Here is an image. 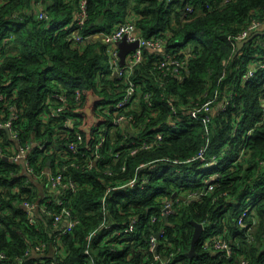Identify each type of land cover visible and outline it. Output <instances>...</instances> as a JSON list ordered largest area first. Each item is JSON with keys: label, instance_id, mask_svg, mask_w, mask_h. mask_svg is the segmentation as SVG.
<instances>
[{"label": "trees", "instance_id": "obj_1", "mask_svg": "<svg viewBox=\"0 0 264 264\" xmlns=\"http://www.w3.org/2000/svg\"><path fill=\"white\" fill-rule=\"evenodd\" d=\"M42 3L47 16L41 18L37 6ZM77 4L0 0V111L7 118L19 114L15 127L20 143L31 144L35 168L32 178L21 164L0 154V253L6 254L0 264H50L51 256L64 264H157L156 252L171 256L175 264H237L240 258L264 264V66L244 78L264 53V35L246 43L238 55L233 40L254 18H264V0H89L82 28L72 24ZM127 21L144 38L160 37L164 45L156 52L145 48L132 74L138 85L132 118L112 126L109 108L125 85L112 75L105 36ZM77 33L85 36L83 42L76 41ZM166 53L181 62L177 70L175 65L157 66ZM58 92L67 95V104L61 115L51 116ZM229 92L233 95L222 109L220 102ZM210 99L215 111L209 121L202 119L204 109L197 117L191 114L192 107ZM68 120L73 126L66 125ZM0 130L4 151L14 150L17 142L5 128ZM103 131L106 141L95 159ZM159 131L163 137L151 148L129 149L133 140L151 141ZM78 136L81 142L72 152L69 143L79 142ZM41 141L46 142L44 149ZM204 147L209 160L217 156V164L187 161ZM203 164L219 173L214 189L184 200L206 186ZM43 170L62 171L76 181L75 189L51 190L47 175L41 177ZM136 174L149 179L144 189L108 191ZM177 194L173 212L153 221L165 198ZM59 199L77 220L70 231L45 211L34 213L32 221L24 204L39 200L59 212ZM245 209L248 215L241 225L237 219ZM133 216L139 220L125 232ZM193 221L205 229L191 256ZM251 225L254 240L248 239ZM162 229L158 247L151 250V235ZM217 235L238 241L237 255L203 248Z\"/></svg>", "mask_w": 264, "mask_h": 264}, {"label": "built area", "instance_id": "obj_2", "mask_svg": "<svg viewBox=\"0 0 264 264\" xmlns=\"http://www.w3.org/2000/svg\"><path fill=\"white\" fill-rule=\"evenodd\" d=\"M88 1L89 0H77V9L74 12L72 24H77L79 27H84L87 23L88 20ZM47 13L44 12L42 9L40 10L39 16L46 17ZM264 27V18H254L250 23H248L241 32H239L237 35H235L234 41L239 42L242 41L243 39L247 38L250 36L253 32L260 30L261 28ZM127 35L128 41H134V40H139V46L132 52L129 53L127 63L124 65L120 64V56H119V49L117 47L116 42L121 39L123 36ZM76 41L78 42H83L85 40V36L77 33L75 35ZM105 41L108 44L107 52L109 56V65H110V70L112 72V75H114L116 78L121 80L123 84L125 85V91L122 94L121 98L115 101L109 108V111L112 114V126H123L128 119L132 118V115L130 114L131 107L135 104V98L138 92V85L136 82L132 79V74L134 73V69L138 64L143 60L144 58V50L145 48H149L152 51H158L163 49L164 41L160 37H152V38H144L140 33H138V30L135 27V24L132 21H127L124 23H121L118 25V27L110 34H107L105 36ZM225 63L227 62L226 60L224 61ZM244 60L242 61V63ZM172 65H175L172 67ZM177 65H181V62L175 57V54L171 53H166L163 56V59L157 63V66L159 68L162 67H167L170 68L172 67L174 70H177ZM253 67H251L248 71L245 72L244 78L249 79L254 76L255 73V68L256 67H262L264 66V53L262 54L261 58L257 60V63L252 64ZM241 65H239L240 67ZM233 93L229 92L225 94V99L220 102V107L222 109L226 108V106L229 104L230 99L232 97ZM54 96L58 100V104L54 107L51 108V111L49 113L51 116H59L61 115L64 107L67 104V95L63 92H58L54 94ZM78 97V96H77ZM4 96L0 95V99H3ZM169 106L171 109L176 112L177 106L174 103L173 99H169ZM263 106V118H264V102L262 103ZM201 109H204L207 111L202 116V119L204 121H209L211 119L210 112L214 110V107H212V99L208 100L205 102L202 106L198 107H192L190 109L191 114L193 116H198V111ZM19 117L18 113H11L10 117H6L5 113L3 111H0V128H5L8 131L9 136L14 139L17 142V146L14 150H10L9 152H5L3 146L1 145L0 142V154H6L8 157L15 161L18 162L19 164L22 165V169L24 172H26L29 176H33L35 174V168L31 163L29 153H30V148L31 144L26 143L22 144L20 143V132L15 127V122L17 118ZM66 125L73 126L71 121H67ZM176 127V122L173 120V124ZM72 128V127H71ZM103 134H100L99 139L96 143V153L93 155L95 156V159L99 157L98 149L101 148L106 141V135L105 131H103ZM1 133V130H0ZM64 133L63 131H60V134ZM163 137V132L159 131L155 134V138L151 141L148 140H143L140 143H137L135 140L129 143V149L133 150L132 152L137 151L139 148H151L155 143L159 142ZM2 138V136H0ZM79 142H71L69 143V149L72 152H76L78 147L77 144L81 142V137H79ZM34 144V143H33ZM39 146L41 149H44L46 146L45 141H41L39 143ZM207 148V147H206ZM206 148H201L200 151L193 157L189 158L187 161H193L195 159H201L204 160V162L210 163V165H214L218 163V158L216 155L212 156L210 160L208 159L206 155ZM227 150L223 151L222 154H224ZM165 160H172L166 158ZM175 162H179L181 160L175 159L173 160ZM72 164L76 165V163L72 162ZM146 164H141L140 167L145 166ZM262 165L264 166V162H262ZM203 171L204 174L206 175L204 177V182L206 186L202 190H195L187 195H185L184 200L189 199V198H195L198 196L206 195L210 191H212L215 187L214 181L216 180L217 175L219 173L217 171H208L207 165L203 164ZM41 177H43L44 174L47 175L50 188L51 190L58 191L60 189H67V188H72L75 189L76 187V181L72 178H67L64 176L62 171H58L56 173H52L50 170H43L40 172ZM40 178V176L38 177ZM149 179L147 177H140L137 174L135 177H133L131 180L128 182L116 185L114 187H110L108 191L116 188H121V187H129L133 189H144L146 185L148 184ZM106 196L105 194L104 197V210L108 214L109 210L107 206L105 205L106 202ZM177 195H174L172 198H165L164 200V205L162 207V210L160 212V215H154L152 217L153 221L159 220L161 217L167 218L169 214H171L174 210V200H179L180 198ZM48 201H51V199H48ZM25 206L29 209L31 213V220H33V216L35 213V210L37 208V202H31V201H25ZM58 205L61 206V210L59 212H53L49 210L46 205H42L43 211L52 214L54 216V223L58 226L61 224L63 221H65L64 224V231H70L72 228L76 225L77 220L72 217L71 210L65 206L64 200L59 199L58 200ZM248 215V209L243 210L238 216V223L243 225L245 223V218ZM138 217H131L128 226L124 229L125 232H130L135 228V225L138 222ZM106 220L104 221V224L106 227H110L109 224H106ZM165 231L162 229L159 232H156L155 234L151 235L150 237V245L148 248L151 250H155L158 245H159V237L164 235ZM255 238V228L254 225H251L249 228L248 232V239L249 240H254ZM45 246V244H43ZM241 245L238 241L236 242H230L227 240L223 235H217L209 238L206 240L203 244V248L207 250H214V251H222L226 256L231 257L237 255L238 250L240 249ZM41 246L38 245L36 250H40ZM6 254L4 252L0 253V258H4ZM154 258L158 260L157 264H175L172 262L171 256H164L159 252L155 253ZM49 259H51L50 264H64L61 260L57 259L55 256H51ZM237 264H247V259L246 258H240L237 262Z\"/></svg>", "mask_w": 264, "mask_h": 264}, {"label": "water", "instance_id": "obj_3", "mask_svg": "<svg viewBox=\"0 0 264 264\" xmlns=\"http://www.w3.org/2000/svg\"><path fill=\"white\" fill-rule=\"evenodd\" d=\"M258 35H264V29L257 30L253 32L250 36L247 38L243 39L242 41L237 42V50L235 52V55H238L240 50L243 48V46L252 41L256 36ZM139 40H134V41H128L127 35L123 36L121 39H119L116 44L119 49V56H120V64L124 65L127 63L128 55L130 52L134 51L138 46H139ZM194 224V233H193V238L191 242V248L189 250V254L192 256L196 253V246L198 241L201 239L202 234L204 232V224L193 221Z\"/></svg>", "mask_w": 264, "mask_h": 264}, {"label": "crops", "instance_id": "obj_4", "mask_svg": "<svg viewBox=\"0 0 264 264\" xmlns=\"http://www.w3.org/2000/svg\"><path fill=\"white\" fill-rule=\"evenodd\" d=\"M39 7H40V9H39ZM43 7H45V4H40V6H37V8L39 9V10H41ZM261 29H264V27L263 28H261ZM260 29V30H261ZM30 177H32V176H30ZM33 178V177H32ZM39 187H40V195H41V198L42 197H44L45 196V191L43 190L44 188H43V186L41 185V183L39 182ZM42 203H40V201L38 200L37 201V208H36V210H35V214L36 213H40V212H43V209H42ZM62 224L64 225L65 224V221H63L62 222ZM46 254H48V252L47 253H44V254H41L40 255V258H45V257H47L46 256ZM51 255V254H50Z\"/></svg>", "mask_w": 264, "mask_h": 264}]
</instances>
